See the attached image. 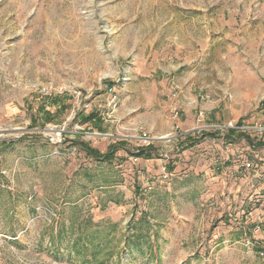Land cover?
<instances>
[{
    "label": "rangeland",
    "instance_id": "obj_1",
    "mask_svg": "<svg viewBox=\"0 0 264 264\" xmlns=\"http://www.w3.org/2000/svg\"><path fill=\"white\" fill-rule=\"evenodd\" d=\"M261 87L264 0H0V264H76L79 223L111 264H264V137L228 135ZM143 212L159 258L124 248Z\"/></svg>",
    "mask_w": 264,
    "mask_h": 264
},
{
    "label": "trees",
    "instance_id": "obj_2",
    "mask_svg": "<svg viewBox=\"0 0 264 264\" xmlns=\"http://www.w3.org/2000/svg\"><path fill=\"white\" fill-rule=\"evenodd\" d=\"M59 96H55L53 98V102L50 103V105L57 106L61 109H66L67 105L65 104V101L62 100L60 103L57 98ZM47 114H50V111H47ZM98 117L96 114H92L90 116H86L85 120L88 121H97ZM100 120V119H99ZM237 130L235 129H228V135L232 133H236ZM242 133V132H241ZM245 133V132H243ZM185 136L184 142H192L196 143L195 138L192 136L191 133L182 134V136ZM207 135H213L209 132H203V136ZM244 135V134H242ZM246 136V135H244ZM78 144V142H76ZM123 141L117 142L115 144L110 145L108 151L101 152L99 149L92 147L88 142H80L78 145L81 146L83 150L86 151V153L93 157L98 162L103 161H112L115 158L116 152L122 148ZM259 145L264 146V142L261 141ZM8 142H4L0 145V149L3 147H9ZM152 151H156L154 147V143H151L147 146H142L137 149V151L134 153L137 157H143L146 159L152 158ZM149 224L150 220L148 218V215L146 212H143L137 220L132 219L129 224V229L127 230V236L126 240L124 241V248L129 251L138 250L141 253H149L150 257H156L159 258L158 253H154L151 249L153 247V240L152 235L149 232ZM96 229L90 230V232H85V228L88 229V227L83 228V226L79 223L78 224V232L76 233V236L69 240L68 245L72 248V251L69 254V258H73L74 262H76L77 258H79V262H76V264H111L110 258L114 254V251L111 249L110 242L108 239V236H102L101 229L99 225H96ZM74 221H71L70 226L66 228L65 225L60 227V229L57 232L56 238H52L51 242L54 245L56 241L62 243L65 239L63 236L64 232L66 230H70L71 232L74 230ZM112 231V230H108ZM113 231H115L113 229ZM74 232H72L73 234ZM96 240L98 242H96ZM155 240L157 241V235H155ZM100 243H102L100 245ZM146 245L149 250H145L143 246ZM158 245V243H157ZM57 250L59 249L58 246L55 247ZM75 255V257H74ZM103 256L104 258H102Z\"/></svg>",
    "mask_w": 264,
    "mask_h": 264
},
{
    "label": "built area",
    "instance_id": "obj_3",
    "mask_svg": "<svg viewBox=\"0 0 264 264\" xmlns=\"http://www.w3.org/2000/svg\"><path fill=\"white\" fill-rule=\"evenodd\" d=\"M229 129H235L240 132H249V131H257L261 136L264 137V124L255 123V124H240V125H233ZM147 133L143 132L142 139H147ZM148 145L152 143V141H147ZM250 166V164H248Z\"/></svg>",
    "mask_w": 264,
    "mask_h": 264
},
{
    "label": "crops",
    "instance_id": "obj_4",
    "mask_svg": "<svg viewBox=\"0 0 264 264\" xmlns=\"http://www.w3.org/2000/svg\"><path fill=\"white\" fill-rule=\"evenodd\" d=\"M260 92H261L262 95H264V89H263L262 87L260 88ZM262 98H263V97H262ZM240 123H241V122H238V125H240ZM261 124H264V122L261 123ZM261 141L264 142V140H261ZM261 141H260V142H261ZM260 142H259V143H260ZM259 146H260V145H259ZM262 146H263V145H262Z\"/></svg>",
    "mask_w": 264,
    "mask_h": 264
},
{
    "label": "bare ground",
    "instance_id": "obj_5",
    "mask_svg": "<svg viewBox=\"0 0 264 264\" xmlns=\"http://www.w3.org/2000/svg\"><path fill=\"white\" fill-rule=\"evenodd\" d=\"M170 134L169 133H166V134H163L162 136L164 137V138H168L167 136H169Z\"/></svg>",
    "mask_w": 264,
    "mask_h": 264
},
{
    "label": "water",
    "instance_id": "obj_6",
    "mask_svg": "<svg viewBox=\"0 0 264 264\" xmlns=\"http://www.w3.org/2000/svg\"><path fill=\"white\" fill-rule=\"evenodd\" d=\"M160 139H166V138H160Z\"/></svg>",
    "mask_w": 264,
    "mask_h": 264
}]
</instances>
